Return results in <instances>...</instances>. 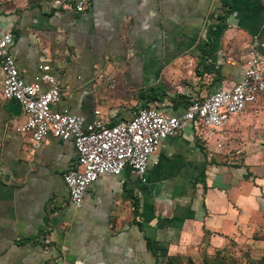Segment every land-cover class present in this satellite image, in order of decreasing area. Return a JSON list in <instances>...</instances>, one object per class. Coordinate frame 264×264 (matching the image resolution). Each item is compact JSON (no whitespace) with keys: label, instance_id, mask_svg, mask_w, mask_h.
Masks as SVG:
<instances>
[{"label":"crops","instance_id":"0c3cea01","mask_svg":"<svg viewBox=\"0 0 264 264\" xmlns=\"http://www.w3.org/2000/svg\"><path fill=\"white\" fill-rule=\"evenodd\" d=\"M75 2L0 0V31L13 35L20 75L34 80L49 65L61 88L53 108L86 122L95 110L108 124L149 105L180 113L239 81L251 47L264 52V0H91L78 13ZM2 77L0 264H166L204 230L212 246L241 237L249 204L264 214V171L250 188L240 167L210 164L200 145L219 129L205 139L192 126L160 141L146 181L103 175L70 206L62 173L72 141L20 133L21 107L2 97ZM262 107L264 93L246 111ZM233 116L222 129L239 124ZM253 158L245 162L264 170V150Z\"/></svg>","mask_w":264,"mask_h":264},{"label":"built area","instance_id":"2783aa9c","mask_svg":"<svg viewBox=\"0 0 264 264\" xmlns=\"http://www.w3.org/2000/svg\"><path fill=\"white\" fill-rule=\"evenodd\" d=\"M91 0H76L74 11H84ZM13 35L0 31L1 95L17 101L21 107L20 133H29L32 143L46 135L71 140L75 158L62 173L68 191V204L80 208L90 184L103 175L118 176L128 170L146 181L150 157L162 139L186 126H192L208 138L231 115L244 113L249 104L264 93V52L251 47L246 51L242 77L230 88H217L203 99L191 100L180 113H167L158 105L140 107L127 119L108 124L95 110L96 117L86 122L81 115L53 108L61 88L49 65H40L41 75L24 79L12 51ZM44 85V86H43Z\"/></svg>","mask_w":264,"mask_h":264},{"label":"rangeland","instance_id":"374dc122","mask_svg":"<svg viewBox=\"0 0 264 264\" xmlns=\"http://www.w3.org/2000/svg\"><path fill=\"white\" fill-rule=\"evenodd\" d=\"M113 82L115 86L116 79L113 78ZM232 116L229 120L234 117ZM235 118L239 121L238 125L223 129L221 127L210 139L212 134L209 135V140L202 142L200 146L206 152L210 164L238 166L249 176V180L254 178L249 184L250 188L258 187L259 183L255 180L264 170H261L257 163L247 164L245 161L253 156L255 158L252 160L256 161V155L264 150V107L257 111L252 109L237 114ZM242 153H248L251 157L247 160L242 157ZM255 166L258 167L256 173ZM204 177L205 172L198 177L201 184ZM252 205L249 204L247 210L250 230L241 232V237H228L221 244L212 246L211 233L204 230L201 242L196 244V247L187 248L183 254L169 258L166 264H264V214L252 210ZM257 206L261 209L259 204Z\"/></svg>","mask_w":264,"mask_h":264},{"label":"trees","instance_id":"16d2710c","mask_svg":"<svg viewBox=\"0 0 264 264\" xmlns=\"http://www.w3.org/2000/svg\"><path fill=\"white\" fill-rule=\"evenodd\" d=\"M264 260V259H263Z\"/></svg>","mask_w":264,"mask_h":264}]
</instances>
